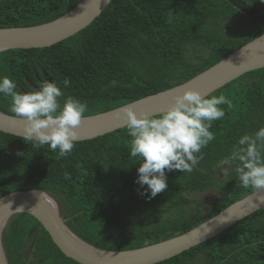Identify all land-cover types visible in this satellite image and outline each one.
Listing matches in <instances>:
<instances>
[{
    "label": "trees",
    "instance_id": "1",
    "mask_svg": "<svg viewBox=\"0 0 264 264\" xmlns=\"http://www.w3.org/2000/svg\"><path fill=\"white\" fill-rule=\"evenodd\" d=\"M80 1L0 0V27L47 22ZM243 1L264 14L262 0ZM262 32L225 0H111L84 28L50 46L0 51V77L11 78L18 90L54 80L64 92L61 103L67 96L78 98L87 103L88 115L184 82ZM65 77L68 88L62 86ZM221 94L231 107L220 106L225 115L212 122L215 139L201 150L203 158L191 173L167 172V188L152 199L139 194L138 162L130 157L124 126L80 140L65 157L47 145L34 147L21 136L0 131V196L13 190L45 191L54 197L69 229L102 249H131L180 234L255 190L240 187L229 170L224 189L211 187L220 199L205 216L172 225L175 233L163 235V226L160 237L159 227L152 230L143 220L159 201L182 207L189 192L209 188L214 168L237 139L264 124V67L206 97ZM10 103V97L0 94V111L14 115ZM2 244L8 264H80L64 256L27 213L9 219ZM152 264H264V207Z\"/></svg>",
    "mask_w": 264,
    "mask_h": 264
},
{
    "label": "water",
    "instance_id": "2",
    "mask_svg": "<svg viewBox=\"0 0 264 264\" xmlns=\"http://www.w3.org/2000/svg\"><path fill=\"white\" fill-rule=\"evenodd\" d=\"M110 1L81 0L47 22L0 27V51L50 46L84 28ZM225 1L254 20L263 32L184 82L105 111L84 115L79 127L80 140L123 127L125 120L117 113H121L125 106L132 105L137 112L159 113L169 105L173 94L182 88L192 87L207 96L245 72L264 67V14L243 0ZM0 131L21 136L23 121L0 111ZM214 201L212 205H215ZM262 207L264 189L254 190L180 234L131 249L109 250L91 245L75 235L59 214L54 199L45 191L37 188L13 190L0 196V264H8L1 237L8 218L15 213L23 212L36 218L57 248L80 264H152L201 243Z\"/></svg>",
    "mask_w": 264,
    "mask_h": 264
},
{
    "label": "clouds",
    "instance_id": "3",
    "mask_svg": "<svg viewBox=\"0 0 264 264\" xmlns=\"http://www.w3.org/2000/svg\"><path fill=\"white\" fill-rule=\"evenodd\" d=\"M62 86L70 87L67 77ZM0 94L10 97L11 113L23 121L25 142L47 145L65 157L80 141L79 127L88 105L73 96L61 103L64 92L54 80H43L34 90H18L11 78L0 77ZM221 105L231 107V101L222 94L206 97L198 89L185 87L159 113L137 112L132 105L117 113L125 120L130 157L138 162L135 183L142 190L140 195L152 199L167 188V172L191 173L197 167L203 158L201 150L215 139L212 122L225 115ZM220 165L235 172L240 187L264 189V126L240 136Z\"/></svg>",
    "mask_w": 264,
    "mask_h": 264
},
{
    "label": "rangeland",
    "instance_id": "4",
    "mask_svg": "<svg viewBox=\"0 0 264 264\" xmlns=\"http://www.w3.org/2000/svg\"><path fill=\"white\" fill-rule=\"evenodd\" d=\"M262 126H264V124ZM228 171H229L228 169H222L221 165L218 164L213 170L212 175L215 176L214 177L215 179H212V183L209 186V188L203 189L202 191L189 192L188 194L189 200L182 207H177L169 202H163V201H159L152 206L150 205L151 208H149L147 213L143 216V220L147 223V226L152 228V230L159 227V230L157 231L159 235L157 237H160L162 234L161 228L163 226H165L166 228V231L163 233V235L165 233L166 234L175 233L176 230L171 227L172 225H175L182 221H186L194 215L200 216L199 214H202L203 216H205L206 215L205 211H207V208H211L213 206L212 202L210 201L215 200L214 204H216L220 199L219 192L216 191L215 189H212L211 187L216 188V189H224V186H226L227 184L226 173ZM184 194H186V192H184ZM52 198L54 199V197ZM15 214H12L8 218L5 226H7L9 219ZM193 220H196V219H193ZM3 230H2V233H3ZM28 250L29 248H27V251ZM26 254L29 255L28 253Z\"/></svg>",
    "mask_w": 264,
    "mask_h": 264
},
{
    "label": "flooded vegetation",
    "instance_id": "5",
    "mask_svg": "<svg viewBox=\"0 0 264 264\" xmlns=\"http://www.w3.org/2000/svg\"><path fill=\"white\" fill-rule=\"evenodd\" d=\"M213 200H211L210 202H212ZM208 203H209V201H208Z\"/></svg>",
    "mask_w": 264,
    "mask_h": 264
},
{
    "label": "bare ground",
    "instance_id": "6",
    "mask_svg": "<svg viewBox=\"0 0 264 264\" xmlns=\"http://www.w3.org/2000/svg\"><path fill=\"white\" fill-rule=\"evenodd\" d=\"M5 227V226H4Z\"/></svg>",
    "mask_w": 264,
    "mask_h": 264
}]
</instances>
